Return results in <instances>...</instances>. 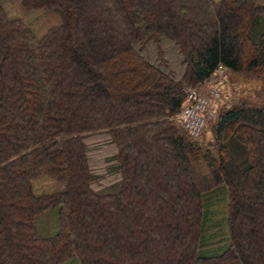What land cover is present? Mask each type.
<instances>
[{"label": "trees", "instance_id": "1", "mask_svg": "<svg viewBox=\"0 0 264 264\" xmlns=\"http://www.w3.org/2000/svg\"><path fill=\"white\" fill-rule=\"evenodd\" d=\"M21 5L59 23L36 35L0 0V264H264V0ZM219 68L235 99L204 145L176 116ZM91 134L114 145L110 179ZM41 176L62 189L36 194ZM218 188L219 245L205 240Z\"/></svg>", "mask_w": 264, "mask_h": 264}, {"label": "rangeland", "instance_id": "2", "mask_svg": "<svg viewBox=\"0 0 264 264\" xmlns=\"http://www.w3.org/2000/svg\"><path fill=\"white\" fill-rule=\"evenodd\" d=\"M7 9L16 15H20L34 30L36 35H42L50 26L59 23V15L53 10L46 8H36L26 10L21 5V0H3ZM227 90L223 92V97L219 100V104L225 103L230 106L234 103L235 90L230 85L225 86ZM201 88V87H199ZM217 116V114H216ZM209 122L203 134L198 137V140L204 145L213 141V134L211 124ZM89 146L90 164L96 171L103 175H108L106 179L114 177L110 175L108 167L110 158L114 152V145L108 141L107 134H91L86 137ZM62 189V184L50 177L41 176L33 181V190L36 194H43L48 192H56ZM210 205L207 206L209 214L206 223V243L215 242L216 244H224L227 240L226 230V213L227 201L224 189H217V191L210 197ZM55 211V214H54ZM41 216V217H40ZM56 222V223H55ZM39 230L44 234H52L58 228L57 211L53 209L47 213L39 215L38 219ZM63 264H81L78 257H73Z\"/></svg>", "mask_w": 264, "mask_h": 264}, {"label": "built area", "instance_id": "3", "mask_svg": "<svg viewBox=\"0 0 264 264\" xmlns=\"http://www.w3.org/2000/svg\"><path fill=\"white\" fill-rule=\"evenodd\" d=\"M225 78L226 73L219 68L201 86L188 88L185 104L176 120L192 137H200L209 121L215 118L217 103L223 97L221 86Z\"/></svg>", "mask_w": 264, "mask_h": 264}]
</instances>
